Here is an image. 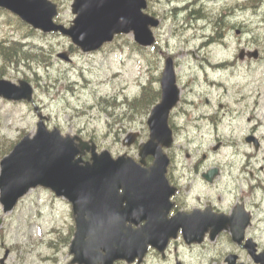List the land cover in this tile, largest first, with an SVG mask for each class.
I'll return each mask as SVG.
<instances>
[{
    "label": "rangeland",
    "instance_id": "374dc122",
    "mask_svg": "<svg viewBox=\"0 0 264 264\" xmlns=\"http://www.w3.org/2000/svg\"><path fill=\"white\" fill-rule=\"evenodd\" d=\"M52 1L59 6V22L73 20L72 0ZM149 1L152 11L164 20L161 37L169 39L171 46L210 52L207 61L236 62L235 72H227L231 78L249 76V80L233 82L238 86L240 82L253 83L262 94L258 116L264 123V0H203L202 6L197 2L189 10L177 11L173 8L191 0ZM252 4L256 9L250 8ZM219 16L222 32L228 35L225 46L212 43L200 48L202 36L207 39L220 31L214 20ZM70 43L60 36L35 31L0 9V79L16 84L23 80L33 90L31 103L0 98V162L23 136L35 134L38 115L45 117L48 130L91 140L98 152L107 150L113 158L132 151L123 145L129 133L140 134L134 156L136 147L148 140L150 108L141 103L140 85L147 77H157L159 60L154 56L150 65V50L141 51L132 35L116 37L91 54L71 49ZM240 50H257L260 58L241 62L237 59ZM63 51L70 52L72 62L58 58ZM179 60L186 77L201 74V59ZM214 75L209 73L212 78ZM73 233L70 203L45 188L31 190L12 212L4 213L0 204V255L3 248L13 250L6 264H73L69 253Z\"/></svg>",
    "mask_w": 264,
    "mask_h": 264
},
{
    "label": "flooded vegetation",
    "instance_id": "af4514ba",
    "mask_svg": "<svg viewBox=\"0 0 264 264\" xmlns=\"http://www.w3.org/2000/svg\"><path fill=\"white\" fill-rule=\"evenodd\" d=\"M197 2L201 6L204 4L203 0H191L173 10H189ZM144 4L142 14L153 19L157 26L152 28L153 45L140 49L150 50V65L154 56L159 60L157 77H147L140 85L141 103L150 108L146 120L148 140L150 112L163 99L162 83L168 61L173 70L174 86L179 92L160 128L169 145L161 144L167 164L165 171L156 176L162 184L166 183L158 191L168 193L169 197L165 200L164 196H158L151 208L155 216L149 218L145 211L137 215L136 223L125 219V210L128 213L133 207L131 203L129 205L130 200L124 199L117 205L116 231L135 233L145 229L155 237L142 255L132 260H116L112 264H264V123L258 116L262 94L257 93L253 83L240 82L238 86L233 82L249 80V76L232 75L234 78H231L227 71L235 72V61H207L210 52L191 50L186 45L171 46L169 39L161 37L164 20L152 11L149 0H144ZM254 5L250 8L256 9ZM214 20L220 31L207 39L202 36L200 48L212 43L217 47L225 46L228 35L222 32L223 20L221 16ZM71 22L57 23L70 26ZM53 35L70 41L66 36ZM70 47L76 48L71 43ZM63 52L72 62L70 52ZM199 53L201 57L197 55ZM258 57L257 50H240L237 55L241 62ZM184 58L201 59V74L186 77L180 71L179 63V59ZM146 59L148 62L147 55ZM210 72L215 73L213 78L209 76ZM249 104L252 105L250 109ZM131 133L135 136L129 146L133 151L140 134ZM143 143L136 147V156L132 151L124 155L140 163V145ZM154 162L155 157L147 155L140 165L148 176L153 175ZM122 192L120 189L119 193ZM159 234L162 236L156 238ZM166 236L170 237L166 239ZM65 244L68 247L67 241ZM1 250L0 264H6L13 250Z\"/></svg>",
    "mask_w": 264,
    "mask_h": 264
},
{
    "label": "water",
    "instance_id": "95a60500",
    "mask_svg": "<svg viewBox=\"0 0 264 264\" xmlns=\"http://www.w3.org/2000/svg\"><path fill=\"white\" fill-rule=\"evenodd\" d=\"M144 7V0H73L71 9L76 17L69 28H64L54 23L57 5L50 0H0V8L10 11L34 29L44 33L60 32L70 37L83 52L95 51L112 41L114 35L130 32L137 43L144 46L152 44L150 27L156 24L141 13ZM58 57L69 60L67 53ZM169 65L170 61L163 79V100L153 109L148 121L150 139L140 147L141 163L147 155L155 157L151 170L153 175L148 176L130 158L121 156L113 159L108 151L98 154L93 143L89 145L69 135L63 137L58 130L48 131L40 118L36 134L32 138L27 135L21 139L0 162L3 212L11 211L29 190L42 186L52 190L56 196L66 198L72 205L76 222L70 246L72 263L112 264L116 260H132L142 255L146 245L153 243L154 234L145 229L135 233L116 231L114 220L118 217L117 205L124 199L130 200L129 205L138 207H131L130 213L125 210V219L136 223L137 215L145 211L147 217L155 216L151 208L158 196H164L165 200L169 197L168 193L158 191L166 183L162 184L156 176V173L165 171L167 164L161 146L169 145L160 128L179 93ZM0 97L30 102L32 88L25 81L16 85L0 80ZM134 139L135 136L130 134L123 144L129 146ZM85 152H91L89 161L82 158ZM120 189L122 193H119ZM140 203L142 205L138 206ZM161 236L156 235V238Z\"/></svg>",
    "mask_w": 264,
    "mask_h": 264
},
{
    "label": "trees",
    "instance_id": "16d2710c",
    "mask_svg": "<svg viewBox=\"0 0 264 264\" xmlns=\"http://www.w3.org/2000/svg\"><path fill=\"white\" fill-rule=\"evenodd\" d=\"M12 48H13V47H11V49H12ZM9 51H10V50H9ZM12 51L16 53V50H15V49H13ZM4 56H5V58H9V55L4 54Z\"/></svg>",
    "mask_w": 264,
    "mask_h": 264
}]
</instances>
